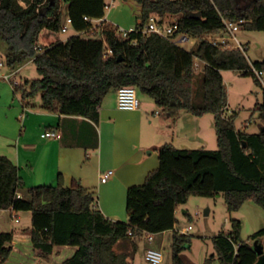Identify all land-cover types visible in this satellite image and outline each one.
I'll list each match as a JSON object with an SVG mask.
<instances>
[{"label":"trees","instance_id":"16d2710c","mask_svg":"<svg viewBox=\"0 0 264 264\" xmlns=\"http://www.w3.org/2000/svg\"><path fill=\"white\" fill-rule=\"evenodd\" d=\"M120 1L130 7L137 23L141 21L139 27L151 18L162 23L171 17L179 25L175 37L186 35L199 43L186 50L156 33H131L120 39L105 21L99 25L98 37L92 28L94 21L105 18L106 0H0V52L8 70L16 75L32 62L40 75L38 79H12L15 93L25 107L40 96V107L47 112L98 124L105 97L112 90L133 86L174 122L183 112L196 117L213 115L218 148L162 145L159 167L142 185L128 189L126 222L107 218L94 191L77 183L67 187L62 175L55 185L31 187L30 199L19 197L24 187L19 168L7 156H0V210L32 213V242L39 256L51 255L57 246L76 247L74 256L63 264H130V255L120 242L131 240L137 249L136 239L168 231L174 232L173 264H186L181 254L193 238L176 229V211L192 196L223 195L230 213L247 201L264 209V94L256 109L260 132L238 130L237 113L228 112L222 74L236 71L264 88L254 72L264 73V58L251 62L247 48L245 52L213 45L209 39L226 31L223 20H243L241 29L264 31V0ZM66 17L71 18L75 34L42 46V32H62ZM105 41L113 51L107 57ZM196 85L203 94L201 105L195 104ZM231 222L230 232L213 237L215 254L204 264L216 259L218 264L258 262L253 245L241 239L242 222ZM252 238L264 245V228ZM13 240V232H0V264L9 261Z\"/></svg>","mask_w":264,"mask_h":264},{"label":"crops","instance_id":"0c3cea01","mask_svg":"<svg viewBox=\"0 0 264 264\" xmlns=\"http://www.w3.org/2000/svg\"><path fill=\"white\" fill-rule=\"evenodd\" d=\"M104 20L110 23L106 16ZM47 36L53 40L51 33ZM1 59L4 56L0 52ZM21 69L13 78L17 79ZM10 73L0 70V156H7L19 168L24 183L19 196L30 199L31 187L55 185L62 175L67 187L77 183L94 191L97 205L107 218L128 221V189L142 185L159 167L158 149L162 145L172 142L175 146V141H168L170 130L180 123L184 112L176 122L170 118L163 122L162 112L149 111L156 107L150 98L141 101L138 110L124 111L118 107L117 90H112L103 100L100 122L95 124L83 117L47 112L40 107L41 99L36 101L38 97L25 107L11 82L4 78ZM47 130L58 131L62 139L43 138ZM109 170L114 175L103 183L101 175ZM31 229V212L0 210V232L14 233L13 251L6 264H63L76 253V247L57 246L51 255L39 256Z\"/></svg>","mask_w":264,"mask_h":264},{"label":"rangeland","instance_id":"374dc122","mask_svg":"<svg viewBox=\"0 0 264 264\" xmlns=\"http://www.w3.org/2000/svg\"><path fill=\"white\" fill-rule=\"evenodd\" d=\"M106 19L110 22L107 25L120 26L128 29L130 25L137 23L129 6L124 5L120 0H108ZM172 20L171 17L168 18ZM112 23V24H111ZM99 29V27H98ZM97 32L96 36L101 37ZM51 33L52 38L47 36ZM75 32L71 29L67 33H53L45 31L41 36L42 46H49L56 41H66ZM89 36V34H85ZM240 42L247 48V57L251 62L262 61L264 58V31L242 29L238 33ZM199 39L190 38L187 42L180 45L186 50H191L197 46ZM224 81L228 92V112L237 113L235 125L238 130L247 133H259L261 121L259 113L256 111L259 103L263 101L264 88L256 84L252 77H246L232 70L223 71ZM40 77L34 63L29 62L17 75L18 80L38 79ZM9 81V80H8ZM38 96L37 102L40 101ZM140 101L150 100L143 93H139ZM203 103V94L196 85L195 104ZM145 105V104H144ZM161 110L152 106L149 111ZM150 112V113H151ZM183 117L177 126L172 125L170 138L168 141H175V147L179 149H205L215 150L218 148L215 120L213 115H206L198 118L188 112L183 113ZM153 117L152 114H150ZM163 122L169 119L162 115ZM187 134L185 137L183 134ZM188 136V138H186ZM172 143V142H171ZM28 191V190H27ZM26 212V211H24ZM186 212V213H185ZM206 212H209L206 215ZM178 224L176 229L191 226L188 233L192 236V243L182 252V258L186 264H204L206 258L215 254L213 237L222 232L228 233L232 230V219L242 222L241 239L253 245V235L264 228V209L252 201H247L240 210L230 213L225 197L223 195L215 197L192 196L189 201L180 205L176 211ZM153 239H149L147 234L136 239L137 249H133L131 240L120 242L121 248L128 251L130 264H151L146 260V251L155 249L162 251L164 261L162 264H173L172 241L174 232L166 234H153ZM116 246V249H121ZM212 264H218L217 259Z\"/></svg>","mask_w":264,"mask_h":264},{"label":"built area","instance_id":"2783aa9c","mask_svg":"<svg viewBox=\"0 0 264 264\" xmlns=\"http://www.w3.org/2000/svg\"><path fill=\"white\" fill-rule=\"evenodd\" d=\"M88 20V18L86 17ZM102 20H96L94 21V26L92 28V34H96L99 29V25L102 23ZM226 26V31L223 33H220L216 36H210L209 39L213 45H224L229 48H237L245 51L246 47L240 42V39L238 38V33L241 29V24L244 22L243 20L239 22H233V21H227L223 20ZM71 24L72 20L70 17H66L62 32L67 33L69 30H71ZM108 24V22H107ZM112 24V23H111ZM139 24H141V21L139 20L138 23L134 26L129 27L128 29L122 28L120 26L113 25V28L115 30V34L120 39H127L129 38L131 33H142V34H152L156 33L162 37L169 38L173 42L177 44H181L182 42L189 41V38L186 35H180L178 37H175L176 32L179 29V25L176 19H172L169 21V19H165L164 22L160 23L155 18H151L148 23L144 27H139ZM105 45L107 46V51L105 53V57L113 54V51L111 48H109L108 43L105 41ZM199 62L196 63L197 67H199ZM1 69H8L6 62L4 59L0 60V70ZM254 72L257 74L259 79L261 80L262 84L264 85V73L261 71L254 70ZM15 73L11 72L10 74L4 75V78L6 80H9L11 82L12 79H14ZM15 83H18L16 81ZM118 107L121 110L124 111H135L138 110L141 106V101L139 99V91L137 88L133 86H123L120 87L118 90ZM43 138L46 139H53V140H61L62 134L55 130H47L42 134ZM114 175L113 170H109L101 175V180L103 183H106L109 179H111ZM20 197V196H19ZM18 221V219H17ZM192 227H184L180 229V233L187 234L191 231ZM153 234L147 233L148 238L151 240L153 239ZM146 260L151 264H162L164 261V254L162 251L155 250V249H148L146 251Z\"/></svg>","mask_w":264,"mask_h":264},{"label":"water","instance_id":"95a60500","mask_svg":"<svg viewBox=\"0 0 264 264\" xmlns=\"http://www.w3.org/2000/svg\"><path fill=\"white\" fill-rule=\"evenodd\" d=\"M120 60L122 58H119ZM246 146V144H245ZM209 212H206V215H208ZM254 250L256 251L257 255L259 256V260L256 264H264V245L260 242V240H255L253 244Z\"/></svg>","mask_w":264,"mask_h":264},{"label":"bare ground","instance_id":"6f19581e","mask_svg":"<svg viewBox=\"0 0 264 264\" xmlns=\"http://www.w3.org/2000/svg\"><path fill=\"white\" fill-rule=\"evenodd\" d=\"M244 45V44H243ZM246 52V51H245ZM201 65H202V63H201Z\"/></svg>","mask_w":264,"mask_h":264}]
</instances>
